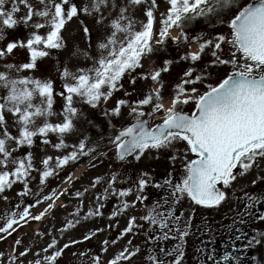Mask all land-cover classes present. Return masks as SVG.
Here are the masks:
<instances>
[{"label": "snow or ice", "instance_id": "snow-or-ice-1", "mask_svg": "<svg viewBox=\"0 0 264 264\" xmlns=\"http://www.w3.org/2000/svg\"><path fill=\"white\" fill-rule=\"evenodd\" d=\"M74 22L85 47L73 42L66 63L59 57ZM21 26L24 35L18 34ZM81 58L90 63L70 66ZM174 67L180 68L178 78L168 84L165 75ZM189 105L191 112L185 110ZM161 153H170L173 171L181 161L178 177L169 171L158 182L151 169L134 177L117 169L95 176L75 191L79 205L57 230L62 234L81 220L103 218L111 199L107 218L116 227L137 205L144 214L128 216L118 237L102 242V251L141 231L148 247L129 239L105 262L90 250L73 251L104 228L62 246L51 231H37L52 239L34 259L27 260L32 247L19 251L20 238L7 259L0 252V264H60L66 253L71 258L64 264H84L85 257L88 264H183L193 206L219 209L230 200L244 211L237 210L228 231L245 243H233L219 257L212 249L203 264H264V252L251 260L244 256L256 246L264 249V231L243 228L264 222V193L239 185L249 176L252 187L264 185V0H0V200L10 206L0 213V241L68 208L61 198L71 188L47 191L49 181L82 158L94 169L105 159L134 165L159 160ZM72 181L70 174L63 183ZM238 187L242 196H236ZM149 188L162 192L151 204ZM90 191L93 204L84 211ZM29 196L34 201L24 205ZM42 204L34 215L31 209ZM167 241L176 243L167 247Z\"/></svg>", "mask_w": 264, "mask_h": 264}, {"label": "rangeland", "instance_id": "rangeland-1", "mask_svg": "<svg viewBox=\"0 0 264 264\" xmlns=\"http://www.w3.org/2000/svg\"><path fill=\"white\" fill-rule=\"evenodd\" d=\"M164 10V5L161 2V8L160 11ZM24 11H21L19 15H23ZM159 18V16H158ZM90 23V22H89ZM159 27V25H157ZM226 30V29H225ZM18 34L24 35V30L21 26V28L18 30ZM80 32L78 29V25L74 22L68 27V31L65 33V37L68 40V48L64 52L60 54L59 59L64 61V62H69V57L71 56L73 49V42L79 45L81 49L85 47L84 42L80 41L79 39ZM93 47H94V42H93ZM169 48L171 49V44H169ZM175 55V53H173ZM208 57H206L207 59ZM55 60H56V55L55 52L53 53V59H52V74L56 75L55 72ZM48 62L46 61V64ZM90 62L84 61L82 58L80 60H73L70 64V66L79 64L80 66H86ZM180 72L179 67H174L173 73L171 76L165 75V80L166 83L171 84V82L175 79L178 78L177 73ZM167 95V92H166ZM193 109L192 105L185 106V110L191 112ZM94 135V139L99 140L98 136ZM53 142H55V137L52 138ZM182 147V146H181ZM34 153L37 155V158L40 153L39 147L33 149ZM49 154H54L52 153L51 149H48ZM170 153H161L160 154V159L159 160H153V159H144L138 164L134 165H121L119 162L115 161L114 159L108 160L105 159L103 164H99L96 168H89V161L87 158H82L81 161L73 166L66 167L64 171L60 173L59 178L56 179H50L49 181V189L47 191H50L51 189H63V188H71V194L70 195H65L64 197L61 198V201L64 204L68 205L67 209H61L57 208L54 217L49 216L45 217L42 221L40 222H35L32 221L28 224H25L23 227H20L17 229L15 233H13L12 236L7 237V239L0 241V252H3L5 254V259H7L8 254L12 251L13 246H14V241L16 239H23V246L19 249V251H23L24 247H32V253L29 254L27 257V260H32L35 258V253L40 252V250L43 247H46V245L51 241L52 236H55L60 243V246H62L64 243L72 240V239H77V240H82L83 236L86 235L90 230H95L96 228H104L105 231L98 233L93 239L89 241H84L83 243L77 245L73 251H78V250H90L92 254H100L102 257L103 261H107L110 259L115 253L119 252L123 247L127 245V241L129 239L132 240L133 244L136 245L138 242L139 235L133 236L132 234H129L128 236H125L123 239L118 240V242L115 245H110L108 248V251L105 253L102 251L103 248V241L105 239L107 240H112L114 238H117L120 231L123 230V228L127 224V219L128 216L130 215H136L139 217L140 215L144 214L143 207L141 205H137L136 209L130 210V212L127 215L121 216L119 218V226L116 227V221H109L108 220V215L110 214L114 200H109L107 202V207L104 209V217L103 218H95V219H89V220H81V223L78 224L75 228L70 229L67 232L60 233L57 230L62 228L66 221L68 219H71V217L68 215L69 213L73 212L77 206L79 205V201L75 198L74 193L76 190H83L84 187H87L89 184V180L94 178L95 176L98 175H106L111 169H117L120 170L121 172H127L129 175H132L133 177L135 176L136 172L140 169H145V170H152V174L155 177L156 181H162L167 172L173 171V166L171 162L168 159V156ZM191 158V157H190ZM182 171V166H181V161L177 160L176 165H175V170L173 171V176L178 177L180 172ZM73 175V181L70 182L69 184H64L63 181L68 175ZM76 176H83V179L81 180H76ZM253 177L249 176L246 180L241 179L239 181V185L243 186L246 191L249 193H254V194H261L264 193V185H257L256 187H252L250 184V181ZM72 184L75 186L72 187ZM119 186V185H118ZM126 187L127 185H122ZM103 189V185L98 186V188L95 190L96 192H100ZM159 193L158 189L154 188H149L146 190V195L152 194V193ZM14 196L13 194H10ZM243 193L239 190V187L237 188L236 191V196H242ZM92 197V191L87 193L84 197V211H86L90 206H92L93 201L91 199ZM134 197H129L128 199L131 200ZM34 201V197H25L23 200V204L27 205L30 202ZM17 199L12 200V204L17 203ZM46 205H39L33 209H31L32 213L39 214V212L43 211L44 207ZM10 206L6 204L4 201L0 200V213H3L6 209H8ZM237 210L240 212L244 211L243 205L239 203V201L236 200H230L228 203L222 205L219 209H211V213L216 214L215 217H218L217 213H221L219 217L224 213H226V216L228 219H230V222L232 223V218L236 215ZM261 211H264V208H261ZM199 214L197 216L199 220V224H203V221L208 219L206 217L208 214L207 209H202L200 210L199 208ZM83 215V213H81ZM213 214V215H214ZM228 214V215H227ZM204 216V219L202 218ZM223 216V215H222ZM225 216V215H224ZM140 222V221H138ZM23 223V222H21ZM112 224L113 227L111 229L108 228L109 224ZM3 226V222L0 221V227ZM247 228H249L252 232L254 231H264V222H249L245 224ZM40 231L43 233H47L49 231L52 232V236L44 235L42 238L38 237L36 235V232ZM34 245V247H33ZM259 247V246H258ZM264 252V249H258L256 252H254L252 255H256L257 257L260 256V253ZM70 253H66L64 260H61L60 264H64L65 260L70 259ZM88 257L84 258V264H88ZM251 260V257L250 259ZM25 264L27 262L25 261ZM255 264V262H253Z\"/></svg>", "mask_w": 264, "mask_h": 264}, {"label": "flooded vegetation", "instance_id": "flooded-vegetation-1", "mask_svg": "<svg viewBox=\"0 0 264 264\" xmlns=\"http://www.w3.org/2000/svg\"><path fill=\"white\" fill-rule=\"evenodd\" d=\"M160 195H162L161 190H159V193H152L149 194L147 204H151L155 199H157ZM143 208L144 206L141 205ZM194 208V218L192 227L190 229V235L186 237V243L184 246L185 250V259L183 261V264H203V260L207 255V252H210L212 249L216 250L217 257L221 256L226 249H229V247L236 243L237 246L242 247L245 241H234V234L230 231H228L227 226L231 224L230 219L227 218L226 213L221 214L220 212L217 213L218 217H215L216 214L211 213V209L208 210V214L205 221H203V224H199V220L197 218L200 210L205 209L199 206H193ZM183 210L186 212L191 211L192 209H189L188 202L185 201L183 205ZM214 214V215H213ZM225 215V216H224ZM228 215V214H227ZM204 219V216H202ZM142 223V222H141ZM243 228L248 233L252 234L251 230L247 228L245 225H243ZM145 229H147V225H145ZM141 236L138 239L137 244H140L142 248L148 247L144 245L145 236L143 231L140 232ZM176 243L175 241H167L164 242V245L167 247H172V245ZM259 247L256 246L255 249L249 250V252H246L244 256L247 259H250L252 254L258 251ZM211 264V262H209Z\"/></svg>", "mask_w": 264, "mask_h": 264}]
</instances>
